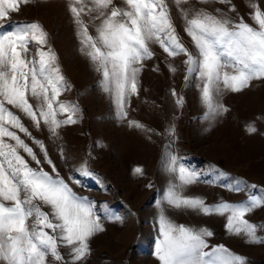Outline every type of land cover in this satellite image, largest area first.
I'll use <instances>...</instances> for the list:
<instances>
[{"label":"snow or ice","instance_id":"1","mask_svg":"<svg viewBox=\"0 0 264 264\" xmlns=\"http://www.w3.org/2000/svg\"><path fill=\"white\" fill-rule=\"evenodd\" d=\"M30 2L0 0V264H85L91 238L105 230L101 215L113 222H123V217L106 204L98 213L96 201L74 191L49 157L44 141L33 136L24 123L22 117L37 130L46 128L50 138L58 139L62 127L76 124L81 118L78 103L60 99L71 85L44 26L34 20L11 21L5 27L3 21L10 13L19 12L20 5ZM218 2L229 5V12L236 11L232 0ZM172 3L184 22L192 48L177 32L169 0L66 3L79 51L98 73V86L112 101L116 119L146 133L153 130L130 119L128 108L131 97L139 93L144 61L155 55L153 44L172 59L184 57L185 87L195 81L204 108L201 118L210 123L228 111L221 100L225 92L239 93L251 81L264 79V9L254 0L249 4L252 25L243 17L233 20L221 9L212 12L182 7L189 0ZM168 68L176 72L173 64ZM171 94L176 105L183 107V95L175 88ZM246 130L254 133V123H249ZM165 131L175 136L174 125ZM32 145L43 153L42 159ZM60 152L63 157L62 148ZM45 164L51 171L45 169ZM163 166L172 179L157 200L154 255L159 264H248L247 257L223 244L209 245L208 237L213 236L209 229L174 222L165 213L164 205L205 215H226L225 228L230 234L243 235L248 243L260 244L264 236L257 233L264 225L250 222L246 216L264 206V188L256 192L257 185L235 179L225 186L233 192L246 191V199L209 205L203 198L183 191L196 183L201 173L171 152L166 153ZM78 171L83 176L94 175L87 164ZM134 173L143 175V169L136 167ZM62 248L68 250L67 258Z\"/></svg>","mask_w":264,"mask_h":264},{"label":"rangeland","instance_id":"2","mask_svg":"<svg viewBox=\"0 0 264 264\" xmlns=\"http://www.w3.org/2000/svg\"><path fill=\"white\" fill-rule=\"evenodd\" d=\"M116 2L119 4L120 0ZM250 2L253 0H232L235 12H229V5L218 0L206 3L189 0L182 7L212 12L221 9L233 20L243 17L252 25ZM254 2L264 9V0ZM66 3L67 0H31L3 22L6 28L11 21L36 20L44 26L71 85L60 99L78 103L81 118L76 124L62 127L58 139L50 138L46 128L37 130L27 118H22L33 136L44 141L49 157L74 191L96 201L98 213L101 205L106 204L123 217V222H113L101 215L105 230L91 238V252L85 264H159L154 255L158 236L157 200L172 179L163 166L166 153L178 155L183 163L201 173L200 179L183 191L185 195L203 198L206 204L245 200L246 191L233 192L225 186L235 179L257 185L256 192L264 188V79L251 81L239 93L225 92L221 100L228 111L210 123L201 118L204 108L195 81L185 87L184 57L172 59L158 44H153L155 55L144 61L139 74V93L131 97L128 108L130 119L153 131L146 133L129 127L126 121L116 119L112 101L98 86V73L79 51ZM169 3L179 36L192 48L179 11L172 0ZM31 51L35 53V47ZM170 63L176 67L175 73L169 71ZM173 88L183 95V107L176 105L171 94ZM249 123H254V133L246 130ZM170 125L175 127V136L165 131ZM26 142L32 144L31 140ZM32 146L42 159L43 153ZM84 164L93 176L80 174L78 170ZM44 167L51 171L47 164ZM136 167L143 169V175L134 173ZM220 172L227 175L221 176ZM70 177L80 183H74ZM164 210L177 224L209 229L213 233L208 237L209 245L223 244L247 257L248 264H264V243H248L245 236L230 234L225 228L226 215H205L168 205H164ZM246 218L264 225V206L248 213ZM257 234L264 236V229ZM61 251L67 258L68 250Z\"/></svg>","mask_w":264,"mask_h":264}]
</instances>
